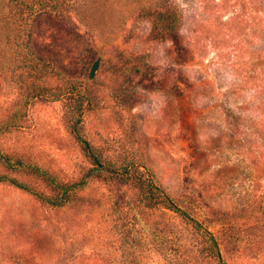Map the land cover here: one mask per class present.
Segmentation results:
<instances>
[{
    "label": "rangeland",
    "instance_id": "rangeland-1",
    "mask_svg": "<svg viewBox=\"0 0 264 264\" xmlns=\"http://www.w3.org/2000/svg\"><path fill=\"white\" fill-rule=\"evenodd\" d=\"M176 1L185 9V1ZM122 3L90 0L88 7H78L88 9L82 22L42 14L32 23V40L41 55L58 56L57 67L62 63L72 82L84 87L90 102L83 105L82 137L103 165L141 163L170 201L207 231L221 257L236 264H264V132L248 111L251 83L239 73L247 58L236 60L228 54L230 48L221 51L203 37L192 65L167 69L169 59L160 51L153 57L154 76L125 74L119 54L128 56L137 46L121 40L125 19L135 13ZM234 5L229 0L220 16L229 17ZM8 13L0 0V175L47 193L42 181L9 170L5 159L37 165L63 183L82 179L93 163L66 128L65 103L26 102L31 78H19L15 24ZM97 58L98 69L89 80ZM170 69L188 86L174 87L180 78ZM37 79L40 87L44 79ZM254 153H261L257 160ZM96 190L101 194H96L94 209L76 216L48 209L0 183V264H61L72 256L79 264H163L152 249L159 229L184 261L194 243L203 249L204 241L174 213L164 210L155 218L138 209L115 212L104 202L109 192L100 182L83 196ZM109 199L115 208L113 194Z\"/></svg>",
    "mask_w": 264,
    "mask_h": 264
},
{
    "label": "trees",
    "instance_id": "trees-1",
    "mask_svg": "<svg viewBox=\"0 0 264 264\" xmlns=\"http://www.w3.org/2000/svg\"><path fill=\"white\" fill-rule=\"evenodd\" d=\"M121 1L125 9L135 12L133 16L130 15L125 19L121 40L123 44L137 46V49L133 48L136 51L129 53L128 56L119 54L121 66L128 71L125 74L144 71V75L150 73L154 76L153 57L160 51L164 53L165 58L169 59L166 68L174 69L192 65L196 45L203 37L209 38L212 47L221 51L225 47L230 48L228 54L236 60L247 58V63L241 66L239 73H243L245 83H251L250 95L253 97V104L248 111L252 113L254 125H259V132H264L262 117L264 112V0H234L235 10L229 17L220 16L228 7L229 0H183L187 4L183 6L185 9H182L176 0H138L137 3L130 0L132 2L127 4L124 2L128 0ZM5 2L9 8L8 16L10 15L15 24L13 39L19 59V78H25L26 75L31 78L24 97L26 102L41 99L65 103L66 128L72 138L84 146V152L92 160L93 165L87 169L82 179L63 183L37 165L10 163L8 159H5L9 170H20L42 181L47 193L38 191L26 181L6 175H0V183H6L27 193L48 209L70 211L78 216L83 213L90 214L96 206V194H101L99 190L94 191V195L87 197L83 195L88 187L100 182L102 187L106 186L108 189L109 195H106L104 202L109 204L111 210L133 213L134 209H138L143 213L152 214L155 218H158L157 214L163 213L164 210L169 211L190 226L193 233L204 241L203 249L198 242L194 243L189 258L186 255L184 261V257L177 254L178 248L173 249L166 233L161 232L160 229L155 231L158 238L152 249L163 264H234L233 260L229 262L226 257H221L218 244L208 237L207 231L201 229L185 210L174 205L161 187L149 179L141 170L143 167L141 163L103 165L101 157L94 155L89 142L82 137L80 122L83 105L86 103L88 105L90 102L84 87L72 82L65 73L62 63L57 67L58 56L48 58L41 55L32 40L34 35L32 23L42 14H51L69 22H82L81 15L88 9L78 7L79 5L88 7L90 0H5ZM237 2L239 6L236 5ZM184 24L186 29H183ZM183 30L184 35H182ZM170 45L172 48H167ZM173 69H170L173 71V77L180 78L176 82L173 80L174 87L180 89V84L187 87L188 83L181 79L182 75L177 74V71L174 72ZM52 77L54 79H51ZM37 78L44 79L40 87L35 86ZM51 80L61 83L52 86L49 83ZM260 154L254 153L253 159L257 160ZM112 194L115 208L110 206L109 198ZM117 216L119 217L120 213H117ZM121 229L123 232V225ZM79 263L78 258L72 256L61 264ZM107 263L104 261V264Z\"/></svg>",
    "mask_w": 264,
    "mask_h": 264
},
{
    "label": "water",
    "instance_id": "water-1",
    "mask_svg": "<svg viewBox=\"0 0 264 264\" xmlns=\"http://www.w3.org/2000/svg\"><path fill=\"white\" fill-rule=\"evenodd\" d=\"M99 61H100V59L97 58V59L94 61V63L92 64V66H91V68H90V71H89V75H88V79H89V80H92V79H93V77H94V75H95V73H96V71H97V69H98Z\"/></svg>",
    "mask_w": 264,
    "mask_h": 264
}]
</instances>
